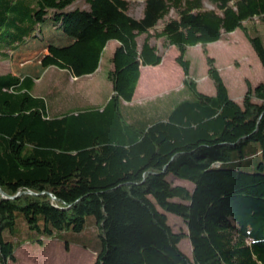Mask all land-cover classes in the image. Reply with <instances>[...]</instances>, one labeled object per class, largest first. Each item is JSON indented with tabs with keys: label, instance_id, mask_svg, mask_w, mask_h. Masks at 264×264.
<instances>
[{
	"label": "trees",
	"instance_id": "obj_1",
	"mask_svg": "<svg viewBox=\"0 0 264 264\" xmlns=\"http://www.w3.org/2000/svg\"><path fill=\"white\" fill-rule=\"evenodd\" d=\"M75 1L0 0V60L37 40L46 21L53 32L95 21L97 35L80 41L76 71H91L100 46L116 43L111 91L97 105L52 113L45 97L32 93L30 74L0 73V264L45 239L86 248L66 237L80 233L87 216L98 237L89 264H264V77L237 101L205 48L238 28L264 72V46L245 23L264 19V0H206L211 7L205 0H143L139 17L130 13L131 0H85L68 25ZM152 39L175 47L189 94L168 106L155 97L132 107L140 67L162 61ZM195 44L213 94L190 76L185 51ZM259 155L252 170L233 165ZM168 212L186 232L172 229ZM183 237L190 256L178 246Z\"/></svg>",
	"mask_w": 264,
	"mask_h": 264
},
{
	"label": "rangeland",
	"instance_id": "obj_2",
	"mask_svg": "<svg viewBox=\"0 0 264 264\" xmlns=\"http://www.w3.org/2000/svg\"><path fill=\"white\" fill-rule=\"evenodd\" d=\"M204 5L211 7V4L206 0ZM85 7V0L74 2L71 6L74 14L68 21V25L76 22L79 17L76 14H81ZM142 8L143 0L130 1V13L134 17L141 15ZM245 23L250 35L259 36L264 46V19L259 20L254 17ZM96 27L95 21L88 20L79 29L66 28L53 32L52 26L46 21L43 23L44 31L38 36V41L29 38L24 45L10 52L9 59L0 60V73L11 72L19 76L30 74L35 79L32 93L45 97L52 113L78 106L99 104L103 97L111 91V82L107 73L112 67L110 58L116 44L115 41L109 40L104 46H100L96 65L91 71H76L74 67V60L80 49V41L84 37L90 39L95 37L97 35ZM151 41L155 42L159 51L163 53L162 64L157 67L142 66L139 88L145 87L150 95L134 96L129 103L132 107L145 106L150 102L156 103L157 101L153 100V96L156 94L161 97L160 100L163 103L169 100L166 106L170 103L174 104L176 100L189 94L188 90L182 89V70L174 60L177 54L175 47L170 46L162 49L158 41L154 39ZM205 48L207 54L214 58L215 65L231 98L240 101L248 85L254 87L263 79L264 72L261 63L240 29L237 28L224 34L222 39L207 43ZM48 57L50 60L46 59ZM185 58L190 61V76L195 80L197 89L207 94H213L214 84L207 76L206 58L200 44L188 46ZM160 104L158 103L159 107ZM261 161L262 158L259 155L255 158L241 159L233 165L243 170H252ZM262 169L264 170V166ZM168 179L172 183L182 184L188 189H192V184L184 182L185 180L182 179L180 181L172 177V174ZM166 215L174 231L186 232V226L180 217L169 212ZM91 219V216H87L85 227L80 233L68 232L66 237L69 239L78 238L87 246L86 248L80 245L77 247L68 245L66 248L64 243L58 239H45L43 245L26 243L17 248V261H9L8 264H89L94 256L91 249L98 245L97 232L94 225L90 223ZM178 246L190 256L191 246L187 237H183Z\"/></svg>",
	"mask_w": 264,
	"mask_h": 264
},
{
	"label": "crops",
	"instance_id": "obj_3",
	"mask_svg": "<svg viewBox=\"0 0 264 264\" xmlns=\"http://www.w3.org/2000/svg\"><path fill=\"white\" fill-rule=\"evenodd\" d=\"M162 64V61H161V63H159L158 64V66L159 65H161ZM154 67H157V65H155ZM141 75H142V66L140 67V75H139V79H138V82H137V85H136V88H135V91H134V94H133V97L134 96H137V97H142V96H145V95H150L149 93V91H147V89L145 88V87H142L141 86V89L139 88V82H140V79H141ZM34 81H35V79H34ZM172 91V90H171ZM168 93H171V92H168ZM109 94H110V92L108 93V94H106L104 97H103V99H102V102L104 101V100H106L107 99V97L109 96ZM37 95V94H36ZM132 97V98H133ZM154 98L155 97H159V96H157V94L155 95V96H153ZM153 98V99H154ZM163 102V101H162ZM169 102V100L166 102V103H168ZM171 102H173V101H171ZM97 105V104H96ZM88 106H92V105H88ZM78 107H83V106H78ZM78 107H73V108H78ZM62 112V111H61ZM71 246H74V247H77V245H74V244H70ZM81 249V248H80ZM82 250H84L83 248H82ZM76 253L78 254V252L76 251ZM79 254H80V252H79ZM94 257V256H93ZM91 262V261H90Z\"/></svg>",
	"mask_w": 264,
	"mask_h": 264
}]
</instances>
